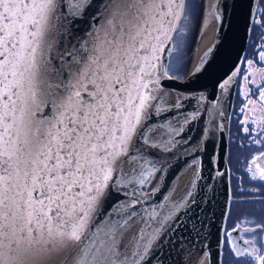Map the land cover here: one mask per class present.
<instances>
[{
	"label": "snow or ice",
	"instance_id": "snow-or-ice-1",
	"mask_svg": "<svg viewBox=\"0 0 264 264\" xmlns=\"http://www.w3.org/2000/svg\"><path fill=\"white\" fill-rule=\"evenodd\" d=\"M90 2L66 0L73 16ZM101 8L107 16L81 45V67L48 93L43 45L54 0H0V264L80 240L149 106L183 0H104ZM147 131L138 137L145 144ZM89 254L88 264H135L137 255L117 258L103 241Z\"/></svg>",
	"mask_w": 264,
	"mask_h": 264
},
{
	"label": "water",
	"instance_id": "water-1",
	"mask_svg": "<svg viewBox=\"0 0 264 264\" xmlns=\"http://www.w3.org/2000/svg\"><path fill=\"white\" fill-rule=\"evenodd\" d=\"M260 1L204 0L192 50L196 61H205V72L200 79L191 80L187 77L179 80L167 72V66L164 69V60L162 68L159 64L157 70L156 61V83L149 85L153 88L152 92L168 93L181 101H189L191 98L199 101L193 118L196 127L194 134L190 141L167 151L165 155H119L116 158L118 163L112 165L107 186L110 185L111 178L128 169L126 164L141 168L165 167L164 178L156 189L157 192L148 197L151 211L159 208V201L168 193L170 184L183 166L190 165L194 169L197 183L182 220L163 238L162 244L145 264H223L225 230L232 201L228 163L231 119L238 80ZM103 2L104 0H91L90 6L82 15L73 16L66 0H54V10L43 45L46 63L43 80L48 93H58V86L62 87L72 80L81 67L78 61L86 55L81 45L88 40V33L93 28H99L107 16V11L101 8ZM184 6L185 0L182 14L171 25L174 30L169 32L170 38L164 40L159 58L167 55L171 57L173 40L179 30ZM213 26V36L204 44V37ZM43 112L47 115L49 109L43 108ZM120 194L122 193L113 196ZM111 197L112 195L104 206V217L96 219L91 228L89 241L79 264L86 259L84 253L87 249L95 250L107 216L115 215L122 209V203L117 197ZM66 246H55L26 257L23 264H55ZM89 259L90 254L87 264Z\"/></svg>",
	"mask_w": 264,
	"mask_h": 264
},
{
	"label": "bare ground",
	"instance_id": "bare-ground-1",
	"mask_svg": "<svg viewBox=\"0 0 264 264\" xmlns=\"http://www.w3.org/2000/svg\"><path fill=\"white\" fill-rule=\"evenodd\" d=\"M188 1L185 0V3ZM197 4L201 7L203 5L204 8L205 2L202 0ZM186 11L184 6L180 26L183 24ZM214 30V26L208 30L203 40L204 44L212 38ZM172 53H177L174 47ZM174 54H171V57ZM194 56L192 53L191 60H188L187 66L181 71L172 69L170 56L160 57L157 61V70L159 64L162 68L164 60V69L167 66V72L170 75L174 76L173 73L178 74V72H181L179 74L181 76H174L177 79L182 80L187 77L191 80L200 79L205 72V61L203 59H197L196 61ZM177 103L179 107L176 106ZM148 104L149 106L140 124L136 127V133L133 136L132 143L127 148L126 154L164 153L165 155L167 151L176 149L190 141L196 128L193 122L195 112L199 106V101L196 98L181 101L168 93L156 91L152 92V98L148 101ZM145 129H148L146 133L147 144L138 140L140 133ZM114 163L117 164L118 160L116 159ZM126 166L128 169L124 173L111 178L110 185L104 188L103 195L99 198L94 211L91 212L80 240L69 241L55 264H79L89 241L91 228H93L96 219L104 217L106 213L104 206L111 195V198L117 197L116 199L122 203V209L115 215L107 216L105 228L100 234L98 243L100 241L105 244L110 243L118 253L117 258L126 254V250H131L132 253L137 254L135 264H145L147 259L153 257L152 254L162 244L163 238L182 220L197 183V175L190 165L182 167L170 184L168 193L159 201V208L157 207L151 211L148 197L154 196V192H157L156 189L164 178L165 167L147 166L141 168L134 164H126ZM120 192L122 194L113 196ZM131 259L132 257L129 256V260ZM87 260L88 258L83 260L82 264H87ZM201 264H204V262Z\"/></svg>",
	"mask_w": 264,
	"mask_h": 264
},
{
	"label": "flooded vegetation",
	"instance_id": "flooded-vegetation-1",
	"mask_svg": "<svg viewBox=\"0 0 264 264\" xmlns=\"http://www.w3.org/2000/svg\"><path fill=\"white\" fill-rule=\"evenodd\" d=\"M262 94L264 0L260 1L254 21L231 119L228 163L232 201L225 230L223 264H235V259L238 264H264V260L253 259L264 256V180L252 179L254 174L264 172ZM254 161H259V167Z\"/></svg>",
	"mask_w": 264,
	"mask_h": 264
},
{
	"label": "rangeland",
	"instance_id": "rangeland-1",
	"mask_svg": "<svg viewBox=\"0 0 264 264\" xmlns=\"http://www.w3.org/2000/svg\"><path fill=\"white\" fill-rule=\"evenodd\" d=\"M200 1L202 2V0H189L187 3H185L187 10L185 19L183 20L182 26L179 27L178 33L173 41V47L177 53H172L174 55H172L170 61L172 69L175 71H181L182 69L184 70L188 64V60H191V53L194 48L197 36L196 30L199 27L202 13L201 5L197 4V2ZM179 74H181V72H178V74L173 73L174 76H181ZM240 245L241 243L238 242V246ZM235 264H238L236 259Z\"/></svg>",
	"mask_w": 264,
	"mask_h": 264
}]
</instances>
